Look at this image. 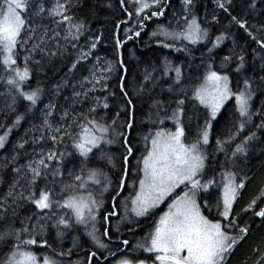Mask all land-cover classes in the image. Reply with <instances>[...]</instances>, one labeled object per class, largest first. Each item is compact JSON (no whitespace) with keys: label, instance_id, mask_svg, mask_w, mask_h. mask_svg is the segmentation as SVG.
I'll return each mask as SVG.
<instances>
[{"label":"snow or ice","instance_id":"1","mask_svg":"<svg viewBox=\"0 0 264 264\" xmlns=\"http://www.w3.org/2000/svg\"><path fill=\"white\" fill-rule=\"evenodd\" d=\"M80 2L81 0H52L49 7L46 6L45 0H0V65L9 73L6 84L9 86L8 95L12 97V104L8 107L15 112L14 105L18 97L29 102L25 112L17 114L12 126L0 135V149L5 148L12 128L20 124L27 112L41 98L43 90L39 86L28 91L24 87L30 78L29 61L40 64V61L34 60V54L39 52L50 57H64L70 45L75 58L68 68L69 73L93 55L100 38L87 41L85 51V46L78 45L80 37L86 30L85 22L70 14ZM130 3L135 6L134 27H138L140 31L133 32V29L125 28L127 40L133 39V35L139 37L147 21L164 16L165 10L172 8L169 0H130ZM213 3L230 17L226 27L237 25L264 50V36L253 35L245 19L232 15L230 9L234 6L233 0H213ZM124 4L125 0H120L122 10L131 20L133 12L128 11ZM248 6L255 9V0H251ZM195 7V0H181L182 14L178 15L174 10L172 13L175 27H172L173 21L169 20V26L158 25L157 30L151 33L161 47L187 52L189 51L187 46L176 47V43L186 41L190 45H196L208 39L209 28L200 23ZM146 10L150 11V15ZM45 20H50L53 27H49ZM205 22L211 24L219 21L217 16L212 14L211 21ZM116 27L119 29L120 25L117 24ZM129 32H133V35H128ZM225 38L223 32L217 35L208 52L211 53ZM61 40L63 44L60 43ZM50 42L54 43L55 51H48ZM126 42L122 41L119 35L114 37V49L117 53L115 61H106L102 64V58L96 56V62L91 68L86 69L89 74L83 76L79 82L81 91H73L74 98L83 99H74L71 108L63 110L59 122L55 125L50 122L49 118L55 110V105L50 102L44 109L42 124L32 126V129L38 127L42 134L32 137L33 151L23 153L25 157L30 158L26 163L12 169L15 178L8 186L7 193L0 199V224L11 221L0 230V243L8 249L3 259H0V264H41V259H38L31 248L38 240L41 246L51 247L45 233L47 221L56 216V213L52 212L53 207L68 210L52 225L57 229V238L65 235L61 227L70 229L73 224L81 225L92 244L99 250L107 251L110 256H116L117 252L121 251L120 245L128 250V254L122 255L115 264H149V260L151 264H230L236 247L250 231L247 221H242V215L252 211L256 217L264 219V207H260L259 211L255 210L258 200L264 199V188L242 207L239 213L235 211V205L249 179L246 175H241L242 170H236L237 160L247 162L251 142L257 139L256 131L243 136V139L235 144L230 155L226 150V146L235 143L247 126L252 124L254 117H260V123L255 126L256 130L264 129V103L261 109L252 108V101L258 89L253 87L251 78L243 77L242 86L238 80L237 90L233 91L229 75L213 70V65L209 64L203 81L195 85L191 93V99L198 101L206 109L204 122L202 125L197 124L192 142L185 143V99L180 98L175 101L176 107L171 115L165 116L166 119L172 120L174 131L162 127L164 120L160 119L161 127L155 131L150 129L143 135L144 151L140 156L134 157L136 145L130 141V135L135 127V105L127 89L128 69L119 52ZM29 43L30 49L26 47ZM18 49H24L28 53L23 57V68L17 64ZM232 59V56L223 57L221 68H225ZM236 60L234 71L239 74L245 68V57L239 55ZM163 67L165 76L170 71L175 72L174 84L179 85L182 82V69L179 65L173 66L165 57ZM261 67L264 68V63ZM113 72L117 73V83L110 90L109 80ZM144 80L146 82L152 80L151 74L145 75ZM259 80L264 86V76ZM59 87L60 85H56L57 90ZM73 87L75 89V85ZM116 89L124 101V106L111 118V123H108L105 116L97 118L98 109L101 107L109 109L108 98L116 95ZM98 90L108 93L104 96L102 104L99 97H90V93ZM171 90L172 85H169V91ZM139 91H144L143 85ZM180 92L187 96L186 90L181 89ZM90 98L94 103L86 111L76 110L77 102L83 105ZM231 98L235 99L237 119L227 128L224 139L219 136L216 138L215 151L225 154V161L218 173L220 180L217 182L214 176L204 180L206 161L209 159L205 147L209 145L213 134V122L225 102ZM153 106L157 117L161 110L166 112L163 101L154 100ZM121 111L126 114V119L117 125ZM188 119L190 122L191 117ZM149 120L153 122L151 114ZM30 130H26V136ZM22 141L14 147V154L11 155L9 162L18 161L19 153L16 149H24L28 143L23 138ZM41 142H50L52 147L41 146L37 151L35 145ZM114 144H119L122 149L117 181H113L101 169L89 167V162L97 153L99 160L115 167L114 156L105 150L106 146ZM132 158H135V165L131 163ZM66 164L72 165L66 169L68 182H64L63 179ZM4 167H7V163ZM130 173L135 174L137 179L129 186L127 179ZM57 180L60 181L59 193L54 191V187L49 186L54 185ZM40 181L45 182L43 187H38ZM182 186L183 190L177 195V189ZM213 186L219 190L215 202L210 204L205 199L201 204L198 199L200 193H207ZM126 187L130 188L128 195H124ZM105 194L110 196V208L106 207ZM56 196L60 199H55ZM166 199H171L167 210L154 221L153 228L135 244L129 247L128 239H113V236L119 238L123 235L121 225L127 226L128 232L134 234L135 228L139 226V219L152 215ZM21 202L33 204L38 212L25 218L28 224L21 220V227L16 228L14 217L22 206ZM202 207L209 213L214 209L218 218L209 219L204 215ZM118 208L122 209V214L118 213ZM45 211L51 214L44 215ZM33 216L36 223H31ZM113 217L117 218L118 223L109 225L108 222ZM99 222L104 225L102 233L97 227ZM110 227L114 229L111 234ZM102 237L106 238L107 242ZM112 245H116V251L112 250ZM77 246V238L74 237L73 247ZM253 251L260 253L254 264H264V252H261L259 247ZM137 252L150 254L149 258L140 259L135 255ZM71 253L72 249L58 253L53 249L52 256L42 257V264H63L60 258ZM96 255L95 251L91 252L89 264ZM75 264L82 262L77 261Z\"/></svg>","mask_w":264,"mask_h":264},{"label":"trees","instance_id":"2","mask_svg":"<svg viewBox=\"0 0 264 264\" xmlns=\"http://www.w3.org/2000/svg\"><path fill=\"white\" fill-rule=\"evenodd\" d=\"M52 0H45L46 6H51ZM251 0H233V8L230 9L232 15H237L242 19L247 21V26L249 31L253 35L260 37L264 36V0H255V9L249 8V3ZM172 8L165 10V15L159 18H152L146 22V26L139 37L133 35L134 31H140L136 25V17L134 15V5L130 3V0H125L124 7L128 8V11L133 12L131 20L127 23H121L122 21H127L128 16L122 10L120 5V0H81L80 4L72 10V13L77 19H83L85 22V28L83 35L80 37L78 42L79 46H85L86 42L89 40H94L99 37L100 40L97 43V47L93 52V55L88 61L81 62L77 66V69L72 73L68 72L73 59L75 58L73 54V49L68 46V53L64 57L56 56L50 57L47 55H42L37 52L34 54V60L40 61L37 65L33 61H29L30 78L25 84V90L35 89L36 87L42 88V95L37 104L27 112L25 118L20 122L18 126L12 128L11 133L8 136L6 145L4 149H0V199L3 198L5 193L8 191V186L12 183L15 178V173L12 171L14 167H19V165L26 163L27 159L30 157H25L24 152L31 153L33 151L34 145L32 144V137L40 136L42 133L37 127L32 129L33 125L39 126L43 121V113L46 105L50 102L55 105V110L53 115L49 118L50 122L54 125L59 122L60 116L63 110L70 109L73 105L74 99L82 100L81 98H74L73 91H81L79 82L83 76H87L89 73L86 69L91 68L92 64L96 62V56L102 58L101 63L106 61H115L117 59V53L114 49V37L119 35L122 41H127L123 44V47L119 49L122 54V58L125 63V67L128 69L127 72V89L129 95L133 98V103L135 105L134 109V120L135 127L131 132L130 141L136 145L134 149V157L140 156L144 151V141L142 139L143 135L146 134L150 129L155 131L158 127H161L159 120L163 119L164 123L162 127L172 128L173 122L170 119H166L165 116H170V111L176 107L175 101L177 99H185V116L184 124L186 131V140L192 142L195 138L196 127L198 124V117L201 123L205 117L206 111L200 107L196 101L191 99L192 89L198 83L203 81V77L208 70V65H213V70L224 72L229 75L230 87L233 91L237 90V81L241 82L243 77L247 76L253 81V87L257 88L256 95L252 101V108L261 109L262 103H264V86L260 84L259 78L264 76V68L261 64L264 63V50L260 49L259 46L253 41L243 29H240L237 25L229 24L230 17L224 13L221 9L216 8L213 0H195V12L200 18V23L204 27L209 28V37L206 41L196 45H190L187 42H177L176 47H185L189 51H175L174 48H163L158 42L157 38H153L151 33L157 30L158 25L169 26L168 21L172 20V27H175V20L173 19V10L178 14H182L181 0H169ZM155 10V9H152ZM147 11V10H146ZM150 15V11H147ZM212 14H215L218 19V23L208 24L205 21H211ZM45 23L49 27H53L50 20H45ZM117 24L120 25L117 29ZM131 28L133 32H129L128 35H133V39L127 40L124 29ZM224 33L226 38L219 44L218 47L213 49L211 53L208 49L212 47V41L215 40L217 35ZM235 40V43L233 41ZM61 44L64 42L61 40ZM27 48H31V43L26 45ZM255 49V52L253 50ZM54 43L50 42L48 45V51H55ZM24 49H18L17 64L23 68V57L26 55ZM239 55H244L245 57V68L241 73H236L234 71L237 60L236 57ZM232 56V62L229 63L225 68H221V62L223 57ZM167 57L169 61L172 62L173 66L179 65L182 69V82L179 85L174 84L175 72L170 71L166 76L164 73V58ZM122 74V73H121ZM147 74H151L152 80L145 81L144 77ZM9 73L5 71L3 65H0V135H3L8 127L12 126L15 117L19 113H24L26 106L29 104L28 101L23 100L22 97H18L14 105L16 111L13 112L8 105L12 104V97L8 95L9 86L6 84ZM117 83V73L113 72L112 77L109 80L110 90L114 88ZM56 85H60L59 90L56 89ZM75 85V89L74 86ZM143 85L144 91H139L140 86ZM169 85H172V90L169 91ZM184 89L187 92V96L181 94L180 90ZM108 95L107 92L96 91L90 93V97H99L101 104L104 102V96ZM154 100H160L164 102V110L159 112V117H157L156 109L153 106ZM110 105L109 109L105 110L102 107L98 109V116H105L106 122L111 123V118L114 117L115 113L121 110L124 106V101L116 89V95L109 96L108 101ZM94 103L93 99H88L83 105L77 102L75 108L77 111L84 110ZM151 114V121L149 116ZM189 117L191 121L189 122ZM126 119V114L121 111L120 117L117 121V125ZM237 119V114L235 111V99L231 98L226 105L223 107L222 111L217 116V119L213 122V134L210 137V143L205 147L209 159L206 161L207 167L204 172L203 179L207 180L210 177H215L217 182L220 180L218 175L221 165L225 161V154L223 152L215 151L216 149V138L224 139L227 134V128ZM260 123V117L256 116L253 118L252 124L248 125L244 133L236 140L235 143L226 146V150L229 155L231 150L235 148V144L239 143L243 139V136H247L249 132L256 131L257 139L251 142V150L247 162L239 159L237 160V171H241V175H246L247 179L245 188L242 190V195L238 199L235 205V211L240 212V209L244 207L252 198L257 196L262 188H264V129L256 130V125ZM195 127V128H194ZM31 129V130H30ZM26 130L28 131L27 136L25 135ZM24 140L28 143L25 144L24 149H16L19 153V159L17 162L12 163L10 161L11 155H13L14 147ZM117 148L113 151L115 167L108 164L107 162H93L92 159L89 162V167H99L104 173H106L113 181L118 180V170L119 165L121 167L120 153L122 149L119 144H116ZM44 146L45 148H51L50 142H41L35 145L36 150ZM62 147V146H61ZM8 158V159H6ZM135 158H132L131 163L134 164ZM75 162V161H74ZM7 163V167L4 164ZM71 164L65 165L64 178H67V168H70ZM133 170V169H132ZM133 172V171H132ZM132 173H130L127 183L131 178ZM51 180V177H49ZM59 180H57L54 185L49 184L50 187H54L55 190ZM23 183V181H22ZM44 181L38 183V187L44 186ZM19 190V189H17ZM128 191V187L125 188L124 194ZM219 190L216 187H210L207 193L201 192L199 196V202L203 204V201L207 199L210 204L215 202ZM107 195V194H106ZM57 197V196H56ZM56 197H54L56 199ZM169 200V199H168ZM168 200L157 209V217L162 213L167 204ZM11 203V199H9ZM22 206L18 209L15 219V227H21L20 221L25 220L26 217L37 213L38 210L35 206L28 202H21ZM107 207V206H106ZM260 207H264V199L258 200L256 211H259ZM59 211L65 212V210L53 207L52 212ZM202 211L205 216L209 219L218 218L216 216L215 210L209 213L207 209L202 207ZM46 215L45 213H43ZM51 214V213H50ZM103 215V213L101 214ZM11 216V213H9ZM144 220V223H147ZM242 221H247L250 226V231L248 236L236 247L233 252L230 264H254L255 260L260 253L253 251L254 248L259 247L261 252H264V219L256 217L252 211L247 214L242 215ZM11 221H5L0 224V230H3L7 224ZM29 222L25 220V224ZM31 223H36L35 217ZM53 224L47 221V231L45 233L48 239V244L51 246L45 247L38 243L32 246L31 251L35 254L44 253V255H53V249L55 252H67L68 249H72V253L69 256H64L60 259L65 264H74L77 260H83V256H86L85 249H93L96 253L104 254L102 251L97 249L90 239L82 232L77 230V244L76 249L73 248V238L67 240L66 235L62 238H57V229L52 226ZM103 224L101 225V229ZM140 238V236H134V238ZM66 239V240H65ZM96 248H94V247ZM7 247L0 243V259H3L4 254L7 252ZM106 254V253H105ZM142 259L143 255L140 253L137 255Z\"/></svg>","mask_w":264,"mask_h":264},{"label":"rangeland","instance_id":"3","mask_svg":"<svg viewBox=\"0 0 264 264\" xmlns=\"http://www.w3.org/2000/svg\"><path fill=\"white\" fill-rule=\"evenodd\" d=\"M156 31V30H155ZM154 38V37H153ZM186 42V41H185ZM188 43V42H187ZM200 43H202V42H200ZM197 44H199V43H197ZM230 100V99H229ZM228 100V101H229ZM228 101H226L225 102V105H226V103L228 102ZM196 103L200 106V107H202L203 109H204V107L202 106V105H200L199 104V102L198 101H196ZM224 105V106H225ZM223 109V108H222ZM222 109L220 110V112L222 111ZM205 111H206V109H204ZM171 112H172V110L170 111V115H171ZM219 115V114H218ZM204 120V119H203ZM197 121H198V123L200 124V125H202L203 123H201V122H199L200 121V118L198 117V119H197ZM204 122V121H203ZM195 128V127H194ZM165 129H171V130H173L174 131V125H173V127L172 128H165ZM191 142V141H190ZM190 142H188L186 139H185V143H190ZM116 148H117V145L116 144H114V145H111V146H106V148H105V150L106 151H108V152H110L112 155H113V151H115L116 150ZM206 150V149H205ZM98 153L96 154V156H93L92 157V161L93 162H106V161H103V160H99L97 157H98ZM133 165H135V160H134V164ZM94 168H98V169H100L98 166L97 167H94ZM119 169H120V165H119ZM133 172L132 173H134V171H135V169L133 168V170H132ZM118 172H119V170H118ZM68 177L67 178H64V182H68ZM137 179V177H136V175L135 174H132V176H131V178L129 179V182L127 183V185H131L132 184V182L134 181V180H136ZM60 189V181H58V183H57V186L55 187V190L56 191H58ZM129 190H130V188L128 189V191L126 192V194H124V195H128V192H129ZM183 190V186L180 188V189H177V192H176V194L178 195V194H180V192ZM174 198V197H173ZM56 199H60V197L59 196H57L56 197ZM105 199H106V201H107V203H106V206L109 204V202H110V196H109V194H105ZM168 199H166L165 200V202L167 201ZM165 202H163L160 206H159V208L165 203ZM171 202V199H169L168 200V202H167V204L165 205V208H164V210L162 211V213L164 212V211H166L167 210V205H168V203H170ZM68 210H65V212H67ZM119 211H120V214H122V209H120L119 208ZM65 212H59V211H56V216L55 217H53V219L52 220H49V223H51V224H53L54 222H55V220L60 216V215H64L65 214ZM46 215H50V213H48L47 211H45L44 212ZM103 213V210H102V212H101V214ZM161 213V214H162ZM69 215H70V213H68ZM160 214V215H161ZM159 215V216H160ZM159 216L157 217V219L159 218ZM141 219H143V218H140L139 219V222H140V220ZM118 223V221H117V219H115L114 220V222H113V225H115V224H117ZM103 223L102 222H99L98 224H97V227L98 228H100V231H101V233H102V229H101V225H102ZM122 227H125L124 229L125 230H128L127 229V226H125V225H121ZM142 226V225H141ZM140 226V224H139V226L138 227H141ZM89 228H90V226H89ZM103 228V227H102ZM137 228V227H136ZM135 228V229H136ZM153 228V227H152ZM61 230L62 231H64L65 232V235H66V237H67V240H69L70 241V239H72L73 237H75L76 235H77V230L80 232V233H84V227L83 226H81V225H75V224H73V227L72 228H70V229H63V227H61ZM147 234V232L144 234V235H142V237H144L145 235ZM141 237V238H142ZM103 238V237H102ZM66 240V239H65ZM137 240H135L134 241V244H135V242H136ZM78 247V246H77ZM77 247H73L74 249H76ZM94 247V246H93ZM95 248V247H94ZM96 249V248H95ZM100 251H102L103 253H107V251H104V250H100ZM34 252V251H33ZM138 253H140V252H137L136 254H138ZM35 254V253H34ZM147 254V253H146ZM37 257H38V259H41V264H42V257L43 256H45L44 255V253H38V254H35ZM86 259H87V257L86 256H83V260H84V264L86 263ZM77 261H80V262H82V264H83V261L82 260H77ZM76 261V262H77ZM115 261L116 260H114L113 262H111L110 264H115ZM65 263H67V262H64L63 264H65ZM74 264H75V262H74ZM149 264H151V261H149Z\"/></svg>","mask_w":264,"mask_h":264},{"label":"flooded vegetation","instance_id":"4","mask_svg":"<svg viewBox=\"0 0 264 264\" xmlns=\"http://www.w3.org/2000/svg\"><path fill=\"white\" fill-rule=\"evenodd\" d=\"M128 189H129V188H128ZM110 203H111V201H110L109 204L107 205V208H110ZM117 211H118V213H120L119 208L117 209ZM149 217H150V220H149L147 223H144L143 221H144V220H147L148 217H147V218H143V219L140 220L139 224H140V226H141V225H142V226H141V227H137V228L135 229L134 234L128 232V230H125V229H124L125 227H122V226H121V233H123V235L120 236L119 238H117L116 236H113V239H114V240H115V239H121V240H122V239H128V240L130 241V245H129V247H131V245L134 244V241H135V240L140 239V238L142 237V235H144L146 232L148 233V232L152 229V227H153V225H154V221L157 219V209H156L155 212H154L152 215H150ZM115 219H117V218H112V219L109 221L110 225H113V222H114ZM103 227H104V225H103ZM109 230H110V234L114 231V229H112L111 227H110ZM102 232H103V228H102ZM134 236H140V238H137V237L134 238ZM103 239H105V242H107V239H106V238H103ZM120 247H121V250H122L123 245H120ZM112 250H113V251H116V245H112ZM83 252H85L86 257H87V259H86V263H85V264H88V259H89V256H90L91 252H93V249H90V250L85 249ZM140 253L143 255L142 259H148V258H149V255H150V254H146V253H143V252H140ZM140 253H138V254H140ZM126 254H128V250H127V249H126L124 252H122V253L117 252V255H116V256H113L111 259H107V260H105V261H102V259H104L105 257L110 256L109 253L107 252L106 254H105V253H104V254H99V253L97 252L96 257L93 258L91 264H110V263L113 262L114 260L120 259L122 255H126ZM138 254H135V255L137 256ZM149 261H150V260H149Z\"/></svg>","mask_w":264,"mask_h":264},{"label":"water","instance_id":"5","mask_svg":"<svg viewBox=\"0 0 264 264\" xmlns=\"http://www.w3.org/2000/svg\"><path fill=\"white\" fill-rule=\"evenodd\" d=\"M130 20H129V18H128V20H127V22H129ZM113 218H116V217H113ZM109 223V222H108ZM109 225H110V223H109ZM126 249H124V247L122 248V250L119 252V253H122V252H124ZM90 256H91V254H90ZM89 256V257H90ZM113 256H108L107 257V259H111ZM93 260V259H92ZM92 260H91V263H92ZM102 261H105V258L104 259H102ZM88 264H89V259H88Z\"/></svg>","mask_w":264,"mask_h":264}]
</instances>
